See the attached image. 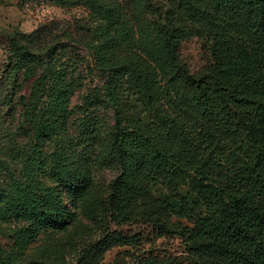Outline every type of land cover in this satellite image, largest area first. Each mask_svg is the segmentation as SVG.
<instances>
[{
  "label": "trees",
  "instance_id": "obj_1",
  "mask_svg": "<svg viewBox=\"0 0 264 264\" xmlns=\"http://www.w3.org/2000/svg\"><path fill=\"white\" fill-rule=\"evenodd\" d=\"M50 1L83 9L74 21L79 40L63 31L40 50L16 40L4 69L11 85L4 104L24 105L36 154L44 157L45 142L56 139L81 172L44 157L40 173L57 186L30 176L29 186L0 187V219L11 213L28 221L10 250L0 242V264H67L51 241L38 242L47 230L64 228L76 195L92 184L82 156L100 121L87 116L81 125L83 150L59 124L74 90L63 65L73 70L83 62L84 45L106 75L105 101L116 111L98 163L121 175L110 184L107 207L92 218L99 227L108 219L110 227L78 264H101L115 247L123 249L113 264H183L165 246L176 237L195 264H264V0ZM200 33L211 62L192 72L181 47ZM41 67L45 73L17 100ZM51 79L52 95L65 104L48 115L42 98Z\"/></svg>",
  "mask_w": 264,
  "mask_h": 264
},
{
  "label": "rangeland",
  "instance_id": "obj_2",
  "mask_svg": "<svg viewBox=\"0 0 264 264\" xmlns=\"http://www.w3.org/2000/svg\"><path fill=\"white\" fill-rule=\"evenodd\" d=\"M65 6L67 7L57 6L50 0H0V187L3 189L13 190L18 185L29 186L31 184L30 176H38L37 184L43 181V184L48 186H57L55 178L47 179L40 173L42 166L44 168V165H40L44 164L42 159L44 157L45 163L65 165V170L74 174L81 172L76 170L80 168V164L75 163L72 156L66 157V154L59 151L56 139L45 142L44 157L36 154L32 147L33 133L27 122L24 105L19 104L13 109H8L4 104L11 89L7 75L8 70L4 69L11 65L10 56L16 40L28 41L29 45L37 50L43 49L55 40V37L62 36L63 31L79 40V36L76 37L74 21L82 16L83 9ZM206 39L200 33L188 37L182 43L181 62L192 72L209 67L211 58ZM88 46H80L81 52L85 55V60L78 63L75 69L72 70L69 64L63 65V67L69 66L68 68L71 69L69 70L71 80L67 81H74V90L68 102L70 111L63 112L67 119H61L59 124L69 128V135L66 136L75 140V148L83 150L84 144H77L81 125L84 124L87 116L93 115L95 120L100 121L98 125L100 128L91 141L92 147L85 150L82 156L92 170V184L82 193L76 195L78 198L75 202L76 211H74L73 216L64 217V221L67 222L64 228L47 230L40 236L38 242L40 244L44 241H51L55 245V254L57 256L63 255L67 264H78V259L85 253L89 243L99 240L102 231L110 227L108 219L102 227H99L92 218H96L97 210L101 206L107 207L108 197L112 190L110 184L121 175L119 167L102 166L98 163V151L108 139V130L116 124V111L111 104H106L105 84L107 78L99 69L100 67L96 65L90 52V46ZM60 66L62 63L58 64V67ZM37 71L36 75L27 78L25 88L16 95L17 100L20 94L27 95L31 92L32 85L43 73L44 67ZM24 72L23 70L21 72L22 78H24ZM53 81L51 79L47 83L48 90L45 91L42 98V103L45 101L46 107L44 111L48 115H52L59 105L65 104L55 99L58 92H55V96L52 95ZM97 92L101 93L99 98H102V101L97 99ZM95 94V101L93 102ZM0 207L3 205L0 204ZM9 215L5 220L0 219V242L6 249L10 250L13 247V236L26 227L28 221L11 213ZM102 219L100 218L99 222ZM130 228H135V226ZM165 246L174 257L184 258L183 264H195L190 262L192 259L187 256V247L181 238L168 239ZM122 249L115 247L110 251L108 250L100 263L113 264ZM55 254L52 253L51 256L54 258ZM129 257L130 255H127L126 258L129 259Z\"/></svg>",
  "mask_w": 264,
  "mask_h": 264
}]
</instances>
